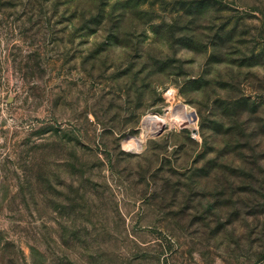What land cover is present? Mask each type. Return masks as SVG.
Segmentation results:
<instances>
[{
  "label": "rangeland",
  "instance_id": "rangeland-1",
  "mask_svg": "<svg viewBox=\"0 0 264 264\" xmlns=\"http://www.w3.org/2000/svg\"><path fill=\"white\" fill-rule=\"evenodd\" d=\"M0 264H264V0H0Z\"/></svg>",
  "mask_w": 264,
  "mask_h": 264
},
{
  "label": "bare ground",
  "instance_id": "bare-ground-1",
  "mask_svg": "<svg viewBox=\"0 0 264 264\" xmlns=\"http://www.w3.org/2000/svg\"><path fill=\"white\" fill-rule=\"evenodd\" d=\"M177 112L179 113V110L176 108V114ZM180 114V113H179ZM149 120H154L155 121V117H149ZM157 122V121H156ZM155 125V124H154ZM141 141H143V139L141 138Z\"/></svg>",
  "mask_w": 264,
  "mask_h": 264
}]
</instances>
